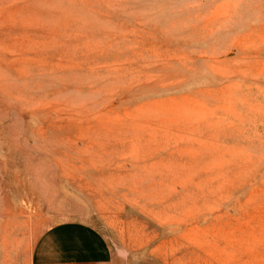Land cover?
I'll use <instances>...</instances> for the list:
<instances>
[{
	"label": "rangeland",
	"instance_id": "1",
	"mask_svg": "<svg viewBox=\"0 0 264 264\" xmlns=\"http://www.w3.org/2000/svg\"><path fill=\"white\" fill-rule=\"evenodd\" d=\"M63 222L264 264V0H0V264Z\"/></svg>",
	"mask_w": 264,
	"mask_h": 264
},
{
	"label": "crops",
	"instance_id": "2",
	"mask_svg": "<svg viewBox=\"0 0 264 264\" xmlns=\"http://www.w3.org/2000/svg\"><path fill=\"white\" fill-rule=\"evenodd\" d=\"M78 228L75 224L64 222L54 225L35 239L30 251L26 246L27 239L19 237L20 242L25 241L19 258L13 260L8 252L11 245L8 244L7 264H110V258L99 241V235L88 234ZM89 235H95L96 244L85 243Z\"/></svg>",
	"mask_w": 264,
	"mask_h": 264
}]
</instances>
